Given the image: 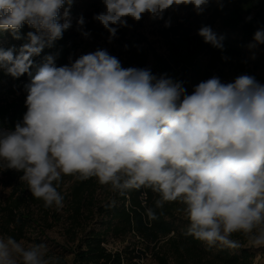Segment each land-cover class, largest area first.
<instances>
[{
    "label": "clouds",
    "instance_id": "9594fccd",
    "mask_svg": "<svg viewBox=\"0 0 264 264\" xmlns=\"http://www.w3.org/2000/svg\"><path fill=\"white\" fill-rule=\"evenodd\" d=\"M73 2L0 0V31L21 39L25 24L33 29L18 53L0 48V70L14 79L30 78L22 120L14 130L0 129V169L22 173L20 180L45 209H63V177L95 178L120 196L151 190L159 197L155 208L178 202L187 221L183 235L208 247L238 249L234 234L264 246V83L248 74L228 83L213 76L188 94L182 81L149 68H125L104 49L69 57L59 67L52 55L34 65L33 57L71 27ZM211 2L102 0L105 10L93 19L111 42L119 28L130 27L128 18L139 22L147 14L163 20L181 5L200 15ZM215 2L223 8L224 0ZM170 24L165 20V27ZM84 25L80 16L77 30L88 37ZM198 35L224 50V37L210 26ZM257 45H264V27L249 48ZM145 214L156 218L153 208ZM0 264L61 261L44 243L25 245L0 235Z\"/></svg>",
    "mask_w": 264,
    "mask_h": 264
},
{
    "label": "trees",
    "instance_id": "16d2710c",
    "mask_svg": "<svg viewBox=\"0 0 264 264\" xmlns=\"http://www.w3.org/2000/svg\"><path fill=\"white\" fill-rule=\"evenodd\" d=\"M253 2L254 0H224L223 8H220L213 0L200 15L195 13L191 5H181L175 10L170 9L164 14V21L169 19L171 23L176 21L185 35L194 34V36L188 38L187 42L176 41L171 57H165L157 52L146 36L140 34L138 44L132 46L133 49L129 53L122 50L119 61L125 68H149L157 76L166 74L174 80L182 81L189 92L192 82L202 77L206 80L211 78V70L225 60L223 57L232 61L237 58L248 63V49L249 44L253 42V35L258 29L264 27V0ZM104 10L102 0H74L70 8L71 27L52 47H46L39 56L33 57L34 65L41 64L45 56L52 55L56 66L59 67L68 64L69 57L73 59L76 56L80 42L85 41V36L77 30V20L80 16L85 19L84 30L88 31L93 39L91 44L108 39L107 30L93 19L95 14ZM254 11L256 14L251 19L245 17H250ZM62 14L63 9H61ZM127 22L128 25L134 23L131 18H128ZM139 23L142 25V19ZM205 25L210 26L218 36L224 37L223 51L205 43L198 35V30ZM29 31L33 29L25 24L21 29V39H14L8 31H0V48L5 50L12 48L15 53H18L20 47L28 42L26 36ZM128 32L129 27L119 28L117 36L120 35L126 39ZM141 42H146V45L141 46ZM123 43L124 40H121L119 47H125ZM186 43L190 46L187 56H184L181 48ZM180 44L183 45L179 47ZM130 46L129 42L128 47ZM205 54H208L210 60L207 64L203 62L202 55ZM32 71L35 72V67ZM29 79L26 74L14 79L0 70V129L14 130L16 123L22 120L27 110L25 106L27 93L24 85L29 82ZM20 92L22 98L9 105L7 102L9 97ZM2 172L7 180L6 186H11L12 191L8 202L0 203V220L2 221L0 227L8 231L10 224H13L16 230H12L9 235L18 240L24 235L25 227L32 223L41 226V229L49 226L46 215L41 220L35 218L33 211L20 217L16 215L22 197L18 200L14 197L22 195L18 193H23V190H29L26 183L20 180L22 173L10 169H2ZM97 185L95 178L76 183L78 205L75 209L76 215L71 217L72 225L68 230L72 241L76 243L69 250L74 253L72 264H135L133 259L139 256H128L127 252L130 251L131 246L117 252H111L106 248L103 244L106 241L105 231L114 235H125L132 231L139 233L159 264H255L257 256L254 246L240 234L233 236L234 239L241 241L238 249L208 247L193 237L183 235L187 221L183 214L177 211L182 205L173 202L165 203L163 208H155L154 202L159 197L151 190L129 191L127 194L131 197V205L128 208L125 204L126 195L120 196L114 193L110 200L104 204H98L95 208L98 201L95 196L99 187ZM144 192L148 196L147 206H144L141 201ZM27 200L35 204L40 202L43 204L41 200L35 199L30 191ZM146 208L154 209L155 219H149L146 216ZM93 213L96 216H109L110 220L105 230L83 227V221L94 217ZM53 214L55 218H60L57 212ZM57 257L61 264H70L63 256Z\"/></svg>",
    "mask_w": 264,
    "mask_h": 264
},
{
    "label": "rangeland",
    "instance_id": "374dc122",
    "mask_svg": "<svg viewBox=\"0 0 264 264\" xmlns=\"http://www.w3.org/2000/svg\"><path fill=\"white\" fill-rule=\"evenodd\" d=\"M259 0H254L253 3H257ZM256 11L250 16L251 18L255 16ZM249 18L248 16H245ZM142 25L139 22L130 24L129 32L127 33L126 39L122 38L120 35L116 36L111 42L109 39H102L93 44L92 38L90 36L85 37V41L80 42V47L77 51L76 56L72 59L75 60L83 54L94 52L98 49L107 50L110 55L121 58L122 50H125L127 53L131 52L135 44H138L139 35H144L148 38L149 42L155 47L158 53L165 57H171L174 51V45L176 41H186L188 38H192L194 34L185 35V33L178 27V24L172 22L169 27H165V21L163 20H152L150 17L145 14L142 18ZM186 38V39H185ZM124 40L125 45L128 46L130 42L131 46L128 48L119 47L120 41ZM129 40V42H127ZM190 42H192L190 40ZM175 43V44H174ZM179 44V43H178ZM146 42H141V46H145ZM183 44H180L181 47ZM190 45L182 46L181 53L184 56L188 54V48ZM191 49V48H190ZM249 57L248 63L243 62L236 58L232 61L228 58L222 62H219L218 67L211 70V77L217 76L221 79L222 82L228 83L234 81V79L241 74H248L254 76L257 81L264 83V46L257 45L254 48L248 49ZM203 62L205 64L209 63L208 54L202 55ZM206 80L204 77L197 79V81L191 83V88L189 89V94L194 89V86L199 82ZM20 93L13 94L8 99V104L11 105L14 102L22 98ZM6 177L5 174L0 169V203L5 204L8 202L9 196L12 191L11 186H6ZM77 181H73V178L63 177V182L61 188L59 189L65 197L64 207L61 211H56L54 209H46L43 207V204H35L33 201L27 200L29 197V191L23 190V193H18L17 200L21 199L20 206L16 210V215L20 217L25 215L29 211L34 212L35 218L41 220L46 215V222H49L50 225L46 226L45 229H41V226H38L34 223L28 225L24 229V235L18 239V241H23L25 245L33 243H44L47 245L48 253L51 256H63L70 264L73 263L74 253L69 251L71 250L76 243L72 241V237L69 234V228L72 225L71 217L76 215L75 209L78 205L77 191H76ZM98 189L95 193L98 201L95 205L97 208L98 204H104L114 196L113 192L109 190L108 186H102L97 182ZM126 207L131 205V197L129 194H126L125 198ZM141 201L144 206L148 204V196L142 195ZM83 206H87L83 204ZM53 212H57L60 215V218H55ZM94 215V213H93ZM90 217V216H89ZM104 219V221H103ZM109 216H96L84 220V228L92 229L96 228L97 230H105L107 228V222L109 221ZM1 221V220H0ZM2 221L0 222L1 226ZM12 230H16L15 226L10 224L9 230L5 231L0 227V235L11 236L9 235ZM82 232V230H80ZM174 233H172L173 235ZM106 241L103 243L106 248L111 252H117L124 250L127 246H131V249L128 253V256H139L133 259L135 264H159L158 261L154 258L152 250L147 248L141 235L135 231L125 235H114L109 231H105ZM77 242V241H76ZM251 244V243H250ZM253 245V244H251ZM254 246L256 252V261L255 264H264V246ZM136 254V255H135Z\"/></svg>",
    "mask_w": 264,
    "mask_h": 264
}]
</instances>
